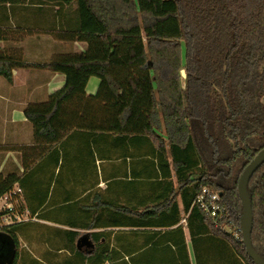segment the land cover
<instances>
[{"label":"trees","instance_id":"obj_1","mask_svg":"<svg viewBox=\"0 0 264 264\" xmlns=\"http://www.w3.org/2000/svg\"><path fill=\"white\" fill-rule=\"evenodd\" d=\"M36 1L68 6L72 17L66 30L56 35L85 42L87 50L57 55L46 64L0 54V76L7 81L19 68L66 76L62 90L24 111L35 141L53 146L73 130H84L100 132V139L112 136L121 164L127 161V143L146 146V154H128L133 166L128 172V206L120 198L116 203H86L82 218L62 220L38 214L26 202L32 218L72 229L128 227V247L123 233L93 232V244L79 247L80 233L59 230L55 238L61 244L52 246L64 248L47 249L41 258L26 255L20 241L45 236L44 225L29 221L0 233V264H157L154 256L164 251L160 246L167 232L178 235L180 242L174 243L186 251L182 212L194 243L222 246L228 264H254L243 243L216 227L195 200L204 187L217 191L228 212L219 225L240 227L239 178L264 149V0ZM92 77L101 84L97 95L88 97ZM25 171L23 177L0 174V197L16 185L26 190ZM248 191L252 244L264 258V164ZM107 211L113 215L105 217ZM139 238L142 245L135 244ZM61 252L65 257L56 260Z\"/></svg>","mask_w":264,"mask_h":264},{"label":"crops","instance_id":"obj_2","mask_svg":"<svg viewBox=\"0 0 264 264\" xmlns=\"http://www.w3.org/2000/svg\"><path fill=\"white\" fill-rule=\"evenodd\" d=\"M75 8L76 5H73L71 9ZM69 10L68 6L59 7L36 0H28L25 4H0V54L3 53L13 60L22 59L30 64H46L57 55L85 52L87 43L61 40L56 35L66 30V21L70 20L73 14ZM100 84L99 78H90L86 87L87 96H96ZM65 85V75L48 69H15L11 82L0 76V174L4 177H23L27 168L28 182L26 190H23V200L25 204L28 200L31 209L45 217L62 220L72 217L77 220L84 216L86 203H116L118 198L123 199L124 204L128 206V183L131 181L128 179V172L133 167L128 160V154L142 156L146 154V146L140 145L138 148L127 143V161L121 164L116 160L117 148L114 138L108 135L100 139V132L95 134L73 130L53 146L35 141L33 125L24 114L26 107L30 104L46 103ZM54 151L57 152L50 158ZM58 153L59 161L56 159ZM70 206V211L59 210ZM110 215H113V212L104 213L105 217ZM181 216L180 226L186 251H179L174 243L180 242V237H173L167 232L160 248L165 251L171 246L172 249L171 252H156L154 257L157 264H179L188 261L190 264H228L227 252L223 251L222 246L212 242L204 241L198 244L192 241L186 222L187 214L182 212ZM35 222L44 225L46 232L44 229L43 232L48 235L47 239L44 236L45 250L64 248L52 246L57 242L61 244V241L55 238L59 230L80 233L77 246L84 239H87L90 245L93 244L90 236L93 232L123 233L126 235L124 244L128 247V227L88 231L72 229L54 220ZM177 227L179 226L171 228L170 231ZM170 238L172 242L169 241ZM143 243V238L135 240V244ZM64 257L65 254L56 260H62Z\"/></svg>","mask_w":264,"mask_h":264},{"label":"built area","instance_id":"obj_3","mask_svg":"<svg viewBox=\"0 0 264 264\" xmlns=\"http://www.w3.org/2000/svg\"><path fill=\"white\" fill-rule=\"evenodd\" d=\"M23 201V191L16 185L13 190L0 197V233L3 229L13 225L29 222L33 220L29 210L20 204ZM195 204L205 213L207 217L215 222L216 227H221L233 235L234 239L242 242L240 227L232 225H219L220 220L227 217L228 212L222 204L221 195L209 187L202 188L199 195L196 197Z\"/></svg>","mask_w":264,"mask_h":264},{"label":"water","instance_id":"obj_4","mask_svg":"<svg viewBox=\"0 0 264 264\" xmlns=\"http://www.w3.org/2000/svg\"><path fill=\"white\" fill-rule=\"evenodd\" d=\"M185 75V72H182ZM264 164V149L261 150L255 158L244 169L239 178L238 193L241 199L243 212L240 217V230L242 236V243L245 247L248 257L254 262V264H264V258L260 256L253 247L252 244V232H253V208L248 191V185L257 170ZM90 245L87 239H84L79 245Z\"/></svg>","mask_w":264,"mask_h":264},{"label":"rangeland","instance_id":"obj_5","mask_svg":"<svg viewBox=\"0 0 264 264\" xmlns=\"http://www.w3.org/2000/svg\"><path fill=\"white\" fill-rule=\"evenodd\" d=\"M182 85H183V87H185L184 79H182ZM20 204H22L24 207H26L24 200L20 201ZM31 221H37V220H36V218H33V220H31ZM44 231H45V229H44ZM42 232H43V230H42ZM39 233H41V231ZM40 235H34L35 237H33L29 242L25 241L24 239L21 240L20 241V250L25 251L26 255L27 254L29 255V253H31V255L41 258L44 255V251L46 248L45 237L47 239L48 235L46 234L47 236L45 235V237L42 235L43 238H41V239L38 238V236H40ZM64 254H66V253L58 254V256L63 257Z\"/></svg>","mask_w":264,"mask_h":264},{"label":"flooded vegetation","instance_id":"obj_6","mask_svg":"<svg viewBox=\"0 0 264 264\" xmlns=\"http://www.w3.org/2000/svg\"><path fill=\"white\" fill-rule=\"evenodd\" d=\"M2 247H4V243H2Z\"/></svg>","mask_w":264,"mask_h":264}]
</instances>
